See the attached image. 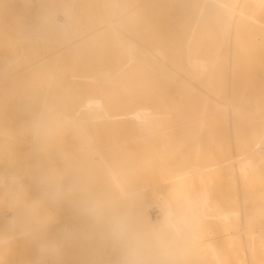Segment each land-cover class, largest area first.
Instances as JSON below:
<instances>
[{"label":"bare ground","instance_id":"1","mask_svg":"<svg viewBox=\"0 0 264 264\" xmlns=\"http://www.w3.org/2000/svg\"><path fill=\"white\" fill-rule=\"evenodd\" d=\"M263 144L264 0H0V247L58 235L30 264H117L73 236L85 206L152 224L178 194L202 215L186 264H264V226L244 234L213 186L259 171ZM36 164L54 176L35 184ZM56 183L61 210L19 229L20 198Z\"/></svg>","mask_w":264,"mask_h":264},{"label":"clouds","instance_id":"2","mask_svg":"<svg viewBox=\"0 0 264 264\" xmlns=\"http://www.w3.org/2000/svg\"><path fill=\"white\" fill-rule=\"evenodd\" d=\"M200 198L178 194L161 203L159 219L145 224L127 211L87 205L84 216L117 264H186L202 215Z\"/></svg>","mask_w":264,"mask_h":264},{"label":"rangeland","instance_id":"3","mask_svg":"<svg viewBox=\"0 0 264 264\" xmlns=\"http://www.w3.org/2000/svg\"><path fill=\"white\" fill-rule=\"evenodd\" d=\"M52 144L53 149L51 151L59 152L60 142L54 141ZM262 146L261 149L264 150V144ZM0 150L3 149L0 148ZM5 150L9 154L10 150L4 148ZM6 158L9 159L10 157L6 156ZM51 169L52 165L40 166L36 164L34 166L35 172L32 175L35 184H40L54 176ZM248 173L249 177L243 176L240 172L234 177L232 167L226 166L216 173L218 174L217 176L216 174L214 175L213 180V182L215 181V185H213L214 189L216 186L218 187H216V191L221 196L223 204H227V206L232 204V208L238 210L240 216L239 225L247 226L244 234L247 232V229L255 230L257 227L264 226V165H262L259 171ZM53 189L55 190L49 193L28 192L20 198L16 207L18 215L16 225L19 229L33 227L38 222L44 221L45 218L55 216L61 210L63 194L59 184L53 185ZM10 204L11 200H7L5 196L0 194V212L8 209ZM154 210L155 207L151 208L152 217L157 215ZM226 224L227 222L223 223L224 226ZM10 230V225H4L0 222V236L8 234ZM94 235L95 229L91 225H87L79 228L73 236L91 239ZM46 236L51 241L58 239L56 231H43L36 237H32L19 245L0 247V264H30L31 259L34 257L36 241ZM237 242L239 244V240L236 238ZM236 247H239V245L236 244ZM253 256H255V253Z\"/></svg>","mask_w":264,"mask_h":264}]
</instances>
